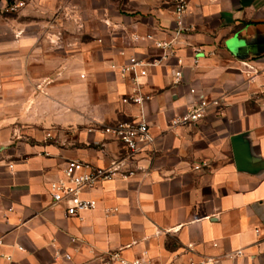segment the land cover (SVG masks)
Returning a JSON list of instances; mask_svg holds the SVG:
<instances>
[{"label":"crops","instance_id":"crops-1","mask_svg":"<svg viewBox=\"0 0 264 264\" xmlns=\"http://www.w3.org/2000/svg\"><path fill=\"white\" fill-rule=\"evenodd\" d=\"M126 6L118 27L127 37L113 54L0 44V255L12 257L0 256V264H101L112 251L152 264H264V0H190L186 22L195 31L175 41L181 63L150 68L139 91L111 65L131 55L158 59L153 41L133 36L173 40L174 11L171 0ZM175 70L183 72L180 85ZM15 80L38 86L22 90L21 116ZM191 89L219 104L197 124L171 128L194 104ZM137 92L150 100L123 103ZM142 117L153 151L126 161L132 176L85 190L95 210L67 217L49 191L66 163L109 167L125 159L123 145L102 129ZM65 253L70 261L56 258Z\"/></svg>","mask_w":264,"mask_h":264},{"label":"built area","instance_id":"built-area-1","mask_svg":"<svg viewBox=\"0 0 264 264\" xmlns=\"http://www.w3.org/2000/svg\"><path fill=\"white\" fill-rule=\"evenodd\" d=\"M174 11L175 30L174 39L170 41H159L154 39L153 35H134L135 43H146L153 41L155 48L160 51L159 58L154 61H148L137 55L129 56L122 64H112L111 70L118 73L123 78H129L138 88L142 87V79L148 77L149 69L161 65L165 61L172 58L178 59V47L175 41L178 37L191 34L195 31L192 25L186 22V14L189 9L190 0H171ZM19 1L0 0V10L6 12H15L19 9ZM195 53H199L200 49H194ZM181 60L178 59V64ZM183 72L174 71V84L180 85L183 81ZM191 93L196 100L191 108L182 115H176L170 120L171 128L186 127L197 124L202 120L208 108L211 105H218L217 100H210L205 95L199 94L196 89H191ZM150 100L149 96L142 95L140 92L123 98L124 104L143 105L145 101ZM105 135H108L119 141L125 151L127 157L112 162L109 167H98L89 162L82 160H70L66 163L64 169V179L51 183L49 187L50 195L55 205H61L65 208V214L69 218H80L87 211L97 208V201L85 198L83 196L85 190L92 189L102 182H109L116 177L128 178L133 175L132 171L127 170L126 161L135 159L138 155L149 154L153 151L155 138L151 133L149 123L142 117L128 122H119L114 125L105 126L102 129ZM48 137H51L49 134ZM208 167V163L197 165L196 170ZM11 210V209H10ZM77 239L72 238V242ZM4 247V237L0 233V249ZM21 249V248H19ZM241 254V251L238 252ZM1 257L11 261L12 257L8 255H0ZM64 258L66 261L72 259L71 254H58L56 258ZM101 264H152L151 261L140 258L128 260L119 251H112L103 254L98 258ZM186 264H199L194 260H190Z\"/></svg>","mask_w":264,"mask_h":264},{"label":"rangeland","instance_id":"rangeland-1","mask_svg":"<svg viewBox=\"0 0 264 264\" xmlns=\"http://www.w3.org/2000/svg\"><path fill=\"white\" fill-rule=\"evenodd\" d=\"M18 1L17 11L0 10L1 45L11 39L30 40L40 43L39 51H47V46L51 45L54 50L65 54L74 51L79 54L92 51L95 54H113L122 46L119 38L127 37L118 27L120 15L131 10L126 6L127 0ZM5 51V47L1 48V52ZM14 83L15 88H20L15 96V111L21 116L25 98L22 90L29 92L38 86L35 82L23 80H15Z\"/></svg>","mask_w":264,"mask_h":264}]
</instances>
